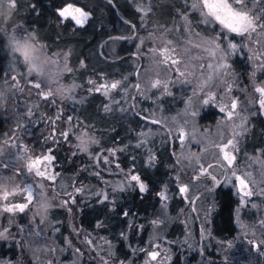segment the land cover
<instances>
[{
	"label": "rangeland",
	"instance_id": "1",
	"mask_svg": "<svg viewBox=\"0 0 264 264\" xmlns=\"http://www.w3.org/2000/svg\"><path fill=\"white\" fill-rule=\"evenodd\" d=\"M141 1L135 4L137 9L141 6L149 8V0ZM193 3H198V0H191L189 6L190 12L197 14V22L189 14L182 13L170 26L152 27L137 41V50L145 60L139 77L140 102L137 108L148 116L149 125L142 127L141 141L134 144V148L149 152L150 165L152 153L158 149L161 140L166 141L168 131L172 133L178 149L170 176L181 192L179 198L184 200L178 214L172 215V195L169 188L162 190L161 210L150 221L152 230L150 243L145 249L147 254L137 264H170L175 254L185 252L187 259L183 264H216L218 261L219 264H264V138L263 147L255 154L242 153L244 141L250 134L251 120L258 116L264 118V108L259 103L261 94L256 91V88L264 87V31L258 29L251 36L244 37L228 33L218 21L203 14L207 9H203L202 13L199 7H193ZM245 4L251 14L260 16L264 21V0H245ZM233 7L238 6L234 4ZM13 10L0 8V33L8 54L4 77L0 82V90L4 91L5 97L0 105V119L10 123L9 127L2 124L0 128V175L10 178V187L18 185L22 189L31 184L34 192L32 202L23 212H5L3 205L25 203L24 194L10 196L7 201L0 200V231L7 230V239L0 241L12 243L17 250L12 259L0 258V264H104L105 261L111 264L116 247L96 231L98 229L90 231L78 227L74 209L94 200L104 202L105 195L107 200H111L119 192L139 188L137 182L130 180L131 175L138 174H134L132 167L125 170L114 163L117 153L124 149H105L96 131L78 116L85 97L79 96L80 85L76 81L67 80L71 72L68 53L49 52L23 23L6 29L5 24L11 19ZM199 24L210 29L217 25V42L225 48L227 43H235L237 49L226 50L231 54H226L224 60L219 55L210 57L203 41L216 37L205 35L197 28ZM13 36L21 42L30 39L35 44L37 55L42 54L47 61L44 71L52 73L56 77L54 81H47L38 72L29 73V66L20 53L12 50L10 37ZM164 47L169 48V55L179 63L172 64L171 59L167 63L160 62L163 57L156 51ZM208 64L213 67L208 68ZM217 65L227 67L217 68ZM245 65L249 66L247 76L250 82L243 75L245 71L242 72ZM157 79L162 81V85L153 88L151 85ZM165 82L166 91L163 88ZM17 83L19 90L13 87ZM36 83L41 84L40 89L34 87ZM123 85L125 83L110 90L108 97L122 87L120 90L127 100L132 85ZM57 89L62 90L63 95L58 94ZM41 90H51L54 95L45 99ZM100 92L104 94L103 90ZM210 96L213 99H209ZM166 99L172 101L164 105L162 102ZM204 100L209 102L205 104ZM46 101L53 105V115L48 114ZM115 102H118L117 99ZM233 102L237 104L234 110L231 109ZM178 104L180 107H177ZM221 107L225 108L224 112L220 111ZM229 110L233 111L231 119L227 118ZM211 113L216 115L215 121L201 123V118ZM62 132L68 133L67 138L61 135ZM85 132L88 134L86 139L96 141L89 143L87 152L77 147L80 143L77 137ZM33 136L41 137L37 154L52 151L56 144L65 140L66 153L83 156V165L78 172L67 175L56 170L53 159L49 171L55 180L27 172V158L35 156L29 143V138ZM234 136L237 151L233 154L236 160L225 167L227 161L223 160L217 145H223ZM14 143L16 147H12ZM22 146L28 149L24 159L19 158ZM202 171L205 174L202 175ZM233 171L236 175L245 176L252 196L244 197L238 190L239 182ZM84 173L95 177L96 181L88 183L83 178L79 179ZM182 187H186L187 191L182 192ZM220 189L230 190L238 202L234 213L238 232L223 239L214 237L212 233V218L219 207L214 193ZM162 194L167 196V200ZM42 198L49 202L46 210L41 207ZM178 224L183 226L182 236L170 239V226ZM88 240L91 244L87 243ZM154 251L159 255L152 260L149 253ZM207 254L209 258L204 257ZM193 256L196 258L190 260Z\"/></svg>",
	"mask_w": 264,
	"mask_h": 264
},
{
	"label": "trees",
	"instance_id": "2",
	"mask_svg": "<svg viewBox=\"0 0 264 264\" xmlns=\"http://www.w3.org/2000/svg\"><path fill=\"white\" fill-rule=\"evenodd\" d=\"M190 2L191 0H149L151 11L144 16L135 6L136 3H142L140 0H16L12 17L5 24L6 29H11L23 23L49 52L68 53L71 72L67 80L76 81L80 85L79 96L85 97L78 109V116L96 131L105 149H124L117 153L114 163L125 170L132 167L134 174L137 173L146 185V191L129 189L119 192L111 200L101 203L94 200L74 209L78 227L90 231L98 229L96 231L116 247L111 264H137L144 260L147 254L145 249L150 243V221L161 210L160 194L165 187L169 188L173 198L170 205L172 215H177L184 205V200L178 196L181 192L170 176L178 149L172 133L168 131L166 141L161 140L158 149L152 153L151 166L148 164L149 152L134 148V144L141 141L142 127L149 125L148 116L137 108L140 97L136 86H140V72L145 62L137 50V41L152 27L170 26L182 13L189 14L197 22V14L190 12ZM68 4L90 13L83 26L75 24L70 18L64 20L59 16L58 10ZM197 28L209 37H217V25L210 29L199 24ZM7 61L6 44L0 33V82L4 77ZM244 67L243 75L250 82L247 76L249 66ZM115 81L125 83V86L132 85L127 100L120 90L122 87L109 97L96 90L102 83L110 84ZM170 101L172 100L166 99L162 103L165 105ZM45 105L48 114L53 115L55 111L50 101H46ZM215 116L211 113L202 117L201 123H213ZM2 124H6V128L10 125L0 119V128ZM263 138L264 118L258 116L251 120L250 134L244 141L242 153L255 154V151L263 147ZM40 141L39 136L29 138L34 155L38 153ZM65 143L64 140L56 144L51 152L56 170L72 175L83 165V156L66 153L68 149ZM82 178L88 183L90 180L96 181L95 177L85 173L79 179ZM214 195L219 207L212 218V233L218 239L233 237L238 232L234 223L238 202L230 190L220 189ZM182 234V225L170 226V239H177ZM16 253V247L12 243L0 241V258L12 259ZM208 255L204 257L209 258ZM195 258L193 256L190 260ZM186 259L187 252L177 253L170 264H183ZM219 263L220 261L216 262Z\"/></svg>",
	"mask_w": 264,
	"mask_h": 264
},
{
	"label": "snow or ice",
	"instance_id": "3",
	"mask_svg": "<svg viewBox=\"0 0 264 264\" xmlns=\"http://www.w3.org/2000/svg\"><path fill=\"white\" fill-rule=\"evenodd\" d=\"M111 2V0H109ZM237 5L238 7H233V5ZM16 0H0V8H15ZM193 7H199L201 12L203 13V9H207L206 13H203L206 17H212L214 21H218L220 25L223 26L224 29L227 30L228 33H235L238 36L244 37V36H251L252 33H255L258 29L260 31H264V21L261 20V17L258 15H253L250 13V11L247 9V6L245 4V0H232V3H229V0H198V3H193ZM139 11H142L147 15L149 11H151L150 8H146L144 6H141ZM58 14L61 18L64 20L72 19L75 24L83 26L89 16L90 13L85 11L83 8L75 7L72 4H68L66 7H63L62 9L58 10ZM209 22V21H205ZM225 39H227V35H225ZM11 40V46L12 50L14 52L20 53V55L23 58V61L25 64L29 66L28 71L29 73L32 72H38L42 76L45 77V79L49 82H52L56 79V77L52 73H48L44 71V64L47 62L45 59L42 58L41 55H37L38 49L35 46V44L30 42V39H25L23 42L18 40L16 37H10ZM219 40V37H216L214 39H206L203 41V47L205 48V51L208 53L210 57H216L219 55V58L221 60H224L226 58V54L230 55V52H226V50H232L235 51L237 49V45L235 43H227L226 48L222 47L220 43L217 41ZM170 44L171 41H168ZM201 45H197V47H200ZM157 55H160L163 57V60L160 61L161 63H167L170 59L172 64L179 63L178 60L172 59L169 55V48L164 47L163 49L156 51ZM208 68H212V64L207 65ZM227 65H217V68H226ZM183 75V73H181ZM15 79V77H13ZM211 79V76H209V80ZM90 83H94L91 82ZM121 85L120 81H115L112 83H102L100 84L96 90L97 91H104V94L107 95L110 90H115L119 88ZM162 85V81L157 79L154 83H152V87L156 88L158 86ZM14 88L20 89L19 83L13 85ZM37 89L41 88L40 83H36L34 85ZM139 88V85L136 86ZM73 90L75 88V85L72 86ZM163 88L166 91L167 90V84L166 82L163 83ZM256 91L261 94L260 96V106L261 108H264V87H258L256 88ZM57 93L63 95L62 90L57 89ZM41 95L43 98L47 99L48 97H51L54 95V93L49 91H43L41 90ZM68 98V97H64ZM4 91L0 90V105L4 103ZM209 99H213V97H209ZM209 101L204 100V103L207 104ZM237 104L233 102L231 104V109H236ZM221 112L225 111L224 107H221ZM192 115H195V113H192ZM233 116V111L229 110L227 113V118L231 119ZM58 119V117H57ZM157 121H153V123H156ZM180 132H183V128L180 129ZM61 135L65 138H67L68 133L62 132ZM146 135V134H142ZM88 134L87 132L83 133L81 136L77 137V139L80 141V143L77 145L78 148H80L82 151L87 152L89 143H95L96 141L93 138H87ZM18 139V137L16 138ZM235 136L233 139H229L227 142H225L223 145H217L219 151L223 154V160L227 161V165L225 167L231 166L233 162L236 160V156L233 154L234 151H237L236 144L234 142ZM12 147H16V144L14 143ZM232 149V151H229V149ZM28 149L26 146H22L19 154L20 159H24V154L27 153ZM54 159V156L51 155V151L49 150L45 154H37L34 157L29 156L27 158V162L25 164V167L27 169V172L34 173L36 177L46 178L48 180H55V176L51 174L49 171V166L51 165L52 160ZM105 163H107V160L105 159ZM43 165V168L41 167ZM3 167H11V165H3ZM234 176H236V179L239 182L238 190L243 193L244 197H249L253 195V192L249 188L248 182L245 179L244 175H236V172L233 171L232 173ZM250 175V173L248 174ZM131 181H135L139 185V190L141 192L146 191V185L141 181L140 177L137 175H131L130 176ZM213 180H215V177H213ZM82 189H77V191H81ZM182 192H186L187 188L182 187ZM33 192L34 189L31 184H26L22 189L17 185L16 187H10V178L5 177L3 175H0V200L7 201L10 196L18 195V194H24L25 196V203H19V204H4L3 205V211L8 213H13L16 211L23 212L26 208H28L29 204L33 200ZM163 199L167 200V196H164L162 194ZM104 199L107 200V195L104 196ZM74 202V201H73ZM67 203V201L65 202ZM41 207L43 209H47L49 207V202L47 200H44L43 198L40 200ZM125 215H127L125 213ZM153 223H157L154 221ZM264 223V222H262ZM7 230L0 231V239H7L6 235ZM88 244H91V240L87 241ZM77 252H79V249H77ZM152 260H155L157 256L159 255L158 252H151L149 253ZM104 264H107V261L104 262Z\"/></svg>",
	"mask_w": 264,
	"mask_h": 264
},
{
	"label": "flooded vegetation",
	"instance_id": "4",
	"mask_svg": "<svg viewBox=\"0 0 264 264\" xmlns=\"http://www.w3.org/2000/svg\"><path fill=\"white\" fill-rule=\"evenodd\" d=\"M205 174V172L202 171V175ZM196 179V178H195Z\"/></svg>",
	"mask_w": 264,
	"mask_h": 264
},
{
	"label": "water",
	"instance_id": "5",
	"mask_svg": "<svg viewBox=\"0 0 264 264\" xmlns=\"http://www.w3.org/2000/svg\"><path fill=\"white\" fill-rule=\"evenodd\" d=\"M263 111H264V109H263Z\"/></svg>",
	"mask_w": 264,
	"mask_h": 264
}]
</instances>
